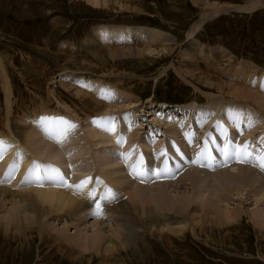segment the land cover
I'll return each mask as SVG.
<instances>
[{"label":"rangeland","instance_id":"obj_1","mask_svg":"<svg viewBox=\"0 0 264 264\" xmlns=\"http://www.w3.org/2000/svg\"><path fill=\"white\" fill-rule=\"evenodd\" d=\"M247 1L249 0H108V5L94 7L86 0H0V132L3 131L5 135L8 133V131L1 126V123H6L7 119L20 125L23 124L22 127L27 126L25 127L26 131L23 136H21V140L16 138L13 133L11 134V139L13 140L7 137H1V140H5L7 144H10V142L18 144L15 150H12L13 156L11 155L10 157L7 155L8 153L4 151L2 158H0V168H2L4 163L5 168L6 166L9 167V164H13L11 160H14V156L21 152L26 154L29 159L23 161L22 167H20V171L23 173L29 168L26 172L27 182L25 181V184H22L24 183L21 180L22 178L18 180L17 175H15L12 176V179L8 181L7 185H2H6L7 188L9 187V189L12 190H19L18 188L24 187V189L29 191L36 189L45 190V188L41 186L42 184L36 185L29 183L31 181L43 182L42 179L37 181L36 179L28 177L30 169L33 167V162H36L39 158L42 159L41 163L43 166L59 162L58 164L60 166L66 168L65 164L68 162L73 164L77 163L76 165L78 167L83 165L81 170H79V174L83 175L88 170L91 172H87L86 178H90L96 173V175L100 176L102 172L105 174L106 170L110 168V164L105 167L106 159L114 161L122 158L124 160L126 155L123 154V156H121L118 151V153L114 155L116 158L114 156L108 157L105 154L106 157L102 156V158H100V156L98 157L99 150L110 149L111 152H114L112 150H114L116 145L120 144L121 141L123 142L124 136L127 137V140L123 145H128V149L134 141L138 140L142 146H145L144 148H146L147 154L152 155L153 152L156 153L157 150L160 151L162 146L157 147V145L162 139V136L160 137L158 133L159 129L155 128L157 124L162 126L166 134L168 133L178 138H182L180 137V130H185L186 126H188V130L199 128V131L207 127L212 134L219 131L221 129L219 127L222 123H225L222 121L221 117L223 112L227 113L231 110L230 108H235V101H233V97L229 95L228 89H226L225 92H221L217 85L214 87H210L208 84L204 85L203 82L197 80V77L200 76L202 79H206V76L207 78L211 77L212 80L217 81V83H220V80H222L221 83L226 80L225 82L228 81V85L230 86L233 85V87L236 88L256 90L259 94L264 93V7H257L251 11L234 8L228 11H220L218 14L205 19L193 37H189L188 33L191 28L195 26V23L201 20V16L204 12H210L213 8L227 9L235 5L243 6L247 4ZM147 25L158 28L148 27ZM99 26L117 29L125 28L124 30L133 27H144L150 30H157L161 34V37L165 36L167 39L161 41V37L157 35L155 41L149 45H145L143 42L138 43L139 45L137 43H135V45H130L134 43L130 41L131 43L128 42L127 44L124 42L125 40L128 41L127 38L122 41V37L118 39L119 37L114 35L110 42L114 41L112 44L117 46L120 50L132 49L131 47H134L135 50H139L142 49V47H148L161 52L165 51V47H172V51L170 53L162 52L163 54H149L151 56L147 55V57H149L145 60L144 58H131L130 60H125L126 62L118 66V70L120 71L114 72L115 74L111 76L103 74L100 70L93 71L95 67L92 66H90V69L85 73H76L73 71V68L62 70V66L66 67L67 62L74 63V60L78 62L89 60L92 63L98 64V60L95 58L94 54L100 52V54L108 53L109 47H105L108 46L106 44L107 40L103 41L102 38L100 39V37L96 35V27ZM96 40L100 41V43L95 44ZM91 48L93 51H91ZM195 48L197 50H195ZM78 65L77 63V66ZM180 65L186 69H190V72H192L194 76L190 74L186 76V70L180 69ZM103 68H105V66H103ZM102 75H105L102 79H107L109 77L114 79H112L111 82L114 81L116 86L114 85V89L111 88L115 90V95L117 96H110L107 94V90H111V88L108 87L110 86L108 83H106L107 86L106 84L96 83L98 81H94L97 78H101ZM236 77L240 83H237ZM78 78H80V80ZM241 78L244 80L242 81ZM77 80L78 82H76ZM262 81L263 84H261ZM233 82L234 84H232ZM243 84L245 85L243 86ZM65 85L69 86L67 87ZM254 85L257 86L255 87ZM8 86L12 93L10 97L6 96L8 94ZM76 86L81 89V92L79 91L80 93H78L79 95L77 94L78 89ZM118 87L127 88L131 93L125 89L121 91ZM83 88L85 91L87 89V94L82 90ZM69 92L72 93V96ZM83 93H85V95ZM131 94H133V96H131ZM55 95L59 98L56 97L58 100L62 99V102H65L69 106H73V108L82 113L80 114L81 120L78 119L81 131L72 136L68 141L62 138L58 144L65 145L62 148H66L67 146V148H73V146L77 147V144L79 147H81V144L87 146L86 148H82L81 152L78 151L73 153L72 156L67 154L65 156L61 155L59 158H61L62 161H58V157L47 160L45 156L36 157V155L33 154L34 144L30 146L26 140L27 134L33 133V135L31 134V138L33 136V139H36L35 144H38L40 147H46L49 145V142L53 143L52 141L57 142L54 135L49 134V132L56 127L58 122L57 118L50 120L47 116L45 117L42 114L43 111L49 113L63 108L58 103L59 101L55 98ZM82 95L84 97L87 96V99L91 98V96H100L102 99L101 101L108 105L107 111L98 114L97 112H99V110H97V106L91 103L90 100L87 101L88 103L84 101L83 98L81 100L80 97ZM220 95H224L225 98L220 97ZM119 96L120 98H118ZM158 100L191 101L180 105H171L165 102H157L158 104H155L154 101ZM46 101L47 103H45ZM197 101L200 102V104ZM43 103L48 105V107L45 106L48 109L43 106L45 105ZM92 104L94 106H92ZM243 105V108L246 110V104L243 103ZM208 107L212 111L207 112L206 108ZM228 108L230 110H228ZM8 109L11 113H7ZM83 109H86V111L84 112ZM114 109H118L116 114L121 123L115 124L114 131L106 132V135L110 133L107 135L110 141L107 140L108 143L104 144L101 142V136L97 135L98 132L91 129V127L95 126V124L92 123L94 119L95 121L99 120V122H103V118L109 117L110 115L115 116L116 114L109 113ZM38 110L41 113L40 118L37 116ZM64 111L66 112L67 110L64 108ZM83 112L85 113L84 115ZM212 112H214V116H212ZM253 112V114L250 112L249 116L252 119L256 117V119L260 121L256 129L263 132L264 128L261 125V119L264 116L257 110H253ZM173 115H175V118H173ZM187 116H189L188 119H186ZM249 116L245 115L243 118L247 120ZM46 119L52 121L53 125L51 128H46L43 123L41 124V122ZM131 122L132 126L134 125L133 127L131 126ZM254 123L255 121L249 126V121L247 122V135L252 132V125ZM104 124L103 127L106 126L105 121ZM173 124H175V132L171 129ZM54 125L55 127L53 128ZM203 125H206V127ZM131 128H133V130H131ZM30 130H32V132ZM117 131H120L119 133L122 136H116ZM45 132H48V137ZM40 134H42V140L38 137ZM205 135L212 136L208 133ZM79 137L81 141L78 139ZM88 139H90L92 143L94 140V142L99 145H87ZM183 139L186 140H184L183 143L181 142V147L183 148L184 146L185 150L186 141L189 142L188 145L192 142L190 137H184ZM43 140L47 145H44ZM212 142L216 144L214 141ZM12 143L10 144L11 146L13 145ZM25 144L29 146H27L29 149L31 147L30 150L28 149L29 151L26 149ZM165 144L167 145V142ZM53 145L55 146L54 143ZM250 145H252V142ZM168 148L174 149L171 142L168 144ZM257 149L258 153L260 147ZM151 151L153 152L151 153ZM206 151L207 149L201 151V155H206ZM177 156L179 162H181L182 157L179 155ZM128 157H126L124 161L127 164L123 166L120 162V165L117 167H127L128 164H130ZM8 158L7 164L6 160ZM154 158L157 157L152 156L151 161H153ZM2 159H5V161ZM174 160H177V158L170 160L169 163H173ZM225 161L221 160L219 163L224 164ZM139 162L141 161L138 159L133 165L138 164L140 168L141 165ZM158 162L157 160L156 163L159 164ZM182 162V165L187 164L186 161ZM219 163L209 168H195L187 164V168L177 178H168L169 176H166L165 181L157 182L141 183L132 180L128 176L127 171L125 174L134 186L150 188L156 184L165 183L167 181V183L171 181L177 183L184 176V173L189 171L190 173H193V171L198 172L197 174L202 177L205 176L206 173L212 174L218 170H232L238 167L252 166L250 164H231L223 166L219 165ZM79 164H81V166ZM134 168L136 169V167ZM103 169L105 171H103ZM137 170L139 171L140 169ZM0 171H2V169ZM259 171L260 170H258L256 174H258ZM142 172L144 174L141 176H144V179L147 175V178L154 177L149 175L150 171L147 173L144 171ZM129 173H132L133 179H137L135 178L137 175L136 173L133 171H129ZM163 175L159 174L154 178ZM173 175L174 174H170V176ZM262 175H264V172L261 175H257L259 180L264 178H261ZM74 177L71 176L72 181L69 184L71 186L77 182ZM101 181L105 185V190H112L111 193H109L110 195L114 196L121 193L125 200H129L130 194H128V190H123L127 185L108 184V182L103 180V176L97 180V183H101ZM101 185L102 183L98 185L97 189H100ZM180 185L181 181L177 183V186ZM43 186L45 185L43 184ZM119 186L121 187L119 188ZM51 187L56 188L55 186ZM251 187H247V191L244 192L242 198L239 197V199L234 197L230 202V207H241L245 211L242 218L238 221L229 222L228 225L223 226L217 222L213 223L209 220H202L199 214L194 216L196 219V222L194 221L195 224L188 221L190 218L184 217L179 218V221H175L176 219H172V222L168 220L167 222H163L164 226L174 228L178 227L174 222H182L186 227L183 230L184 232L176 233L167 230L170 232L169 235H171L169 240H167L168 244L165 243L166 240L162 242L160 238L152 237L147 234L143 236L144 239L140 241L138 248L135 246H123L122 253H124L117 254L109 261L106 260L108 255H102L101 251L96 252L94 250L93 254L96 257L94 259H90L89 252H84L85 256H79L78 252H82L81 248L78 244H72L70 241H65V244L68 246L67 249L60 250L62 248L51 236L47 239L42 238V234L34 233L33 237H26L18 233L13 235L0 231V264H264V229L257 226L250 217L251 209L256 206V199L252 190L256 189L257 185H254L255 188ZM130 188L128 189L130 190ZM184 188L186 187H181V190ZM256 190H258V188ZM107 192L108 191L103 190V194ZM11 202L12 201L7 198L3 199V203L1 202V204H3L2 210H9L13 205ZM18 202L23 203V201ZM44 207L49 206L44 205ZM116 216H118V214L112 215V213H109V210L107 213L97 217L90 214L85 220L78 221L76 225L72 224L73 226L69 227L70 229L68 232L71 235L77 231H82L81 233H91L95 229L92 225L96 223L98 225L101 223V227H104L102 231L105 233H107V231L110 233L112 228L120 231L121 228L117 221L119 216ZM197 219L200 220L198 221ZM61 226L60 223H57V227ZM70 247H76L77 251H73L72 253L68 250ZM114 261H116V263Z\"/></svg>","mask_w":264,"mask_h":264},{"label":"bare ground","instance_id":"obj_2","mask_svg":"<svg viewBox=\"0 0 264 264\" xmlns=\"http://www.w3.org/2000/svg\"><path fill=\"white\" fill-rule=\"evenodd\" d=\"M86 1L89 2L94 7L106 6L109 4L108 0H86ZM257 7H264V0H249V1H247V4H245L243 6H236L235 5L233 7L227 8V9H224V8L223 9H219V8L214 9L213 8L212 11H210V12L206 11L202 14L201 20L199 22L195 23V26H193L191 28V30L189 31L188 36L193 37V35L196 33L197 29L201 26V23H203V21H205V19L210 18V16H212V15L218 14L220 11H228V10H232L233 8L239 9V10L242 9V10L251 11ZM124 29L110 28L107 26L106 27H102V26L96 27V31H97L96 35L98 37H100V39L102 38L103 41L107 40L106 44L108 46H105V47L106 48L109 47L108 53L100 54L101 53L100 52V53L94 54L95 58H97V60H98V64L92 63L89 60H84L83 62H78V61L74 60V63L67 62L66 63L67 66L66 67L62 66L63 68H61V69L67 70V69L73 68L74 69L73 71H75L76 73H85L88 71V69H90V66H92V67H95V69H93V71L94 70H97V71L100 70L103 74H107L108 76H111V75L115 74L114 72L120 71V70H118V66H120L121 63L126 62L125 60H130L131 58L132 59L133 58H140V59L144 58V60H145L149 56H151L149 54L155 55V54H161L162 52L163 53H170L172 51V47H165L164 48L165 51H161V52L156 50V49H150L148 47H142V49L138 48L139 50H135L134 47H131L132 49L120 50L117 46H114V44H112L114 41L110 42V41H112V38L114 37V35L116 37H119L118 39H120V37H122L121 38L122 41H124L127 38L128 41H126V40L124 41L127 44L130 41H132V43H134V44H130V45H135V43L138 44V43H142V42L145 43V45H149L155 41V38L157 35L161 37V34L157 30H150V29H147L144 27H133V28H129L126 30H124ZM165 39H166L165 36L161 37V41H165ZM96 43H100V41L96 40L95 44ZM86 47H88V46H86ZM194 47H195V44H194ZM194 47H193V49H194ZM196 48H195V50H197ZM91 51H93V49ZM216 51H218V50H216ZM136 52H137V54H136ZM191 53H192V51H191ZM195 53H196V51H195ZM219 53H221V52H219ZM147 55H149V56L147 57ZM217 55H218V53H217ZM77 63L79 64L78 66H77ZM103 66H105V68H103ZM245 66H246V64H245ZM104 69H105V71H104ZM180 69L186 70L185 71L186 76H187V74L194 76L193 73L190 72V69H186L182 65H180ZM68 76H67V78H68ZM104 76L105 75H102L101 78H97L94 81H98L96 83H103V84L108 83L110 86H108L107 84L106 85L110 88L111 87L113 88L115 85L114 81L111 82V80L113 78L109 77L107 79H102V78H104ZM246 76H247V74H246ZM90 77H92V76H90ZM78 79L80 80V78H78ZM223 79H225V78H223ZM197 80L199 82H203L204 85L208 84L210 87H214L217 85L218 89L221 92H225V90L228 89L229 95L231 97H233V99H234L233 101H235V104H236L235 108H230L231 110L228 108V110H230V111H228L227 113L223 112V115L221 116L223 122H225L226 120L227 121L235 120L236 123L240 124V123H242L240 118L244 117L245 115L249 116L250 112H251V114H253L254 113L253 110L259 111L264 116V93L259 94L256 90H255L256 91L255 92V91L247 89V88H236V87H233V85L230 86V85H228V81L225 82L226 80L223 81V83H221L222 80H220V83H217V81L212 80L211 77L207 78V76H206V79L205 78L202 79L199 76V77H197ZM241 80L243 81L244 79L241 78ZM263 80H264V78H263ZM65 81H66V79H65ZM67 81H69V80H67ZM94 81H93V83H94ZM236 81H237V83H240V82H238V78ZM76 82H78V80ZM66 83H68V82H66ZM232 84H234V82ZM261 84H263V81ZM244 85L245 84H243V86ZM65 86H67V85H65ZM235 86H236V84H235ZM254 86L256 87L257 85H254ZM106 87H104V88H106ZM86 88H87V85H86ZM112 88H111V90L108 89L107 90L108 92L106 91L107 94L110 96H112V95L117 96V95H115L116 94L115 90H113L115 87L113 89ZM77 89H78V92H77V90H76V92L78 94L81 92L80 91L81 89L78 87H77ZM82 90L85 91L84 88ZM86 91H87V89H86ZM86 91H85V93H86ZM106 92H104V93H106ZM7 93H8L6 95L7 97H10L12 94L9 86L7 88ZM69 93H71V92H69ZM85 93H83V94L85 95ZM97 93H99V92H97ZM52 94H53V92H52ZM58 94H60V93H58ZM91 95H92V93H91ZM95 95H96V93H95ZM71 96H72V93H71ZM71 96H70V98H71ZM56 97L57 96L55 95V98ZM60 97H62V96H60ZM220 97L225 98L224 95H220ZM80 98H81V100L83 98L84 101H86V102L90 100L91 103H93L95 106H97V110H99V112H97L98 114H101V113H104L105 111H107L106 109H107L108 105H106L105 102L101 101L102 99L100 96L99 97H96V96L92 97L91 96V98L87 99V96L84 97L82 95ZM118 98H120V96ZM58 101H59L58 103L63 108H65L67 110L66 112L73 115L75 118L81 120L80 114H82V113H80L78 110L73 108V106H71V105L69 106L65 102H62V99H60ZM45 103H47V101ZM45 103H43V104H45ZM215 103H217V102H215ZM243 103L246 104V106H245L247 108L246 110L243 108V106H244ZM93 104H92V106H94ZM43 106L48 107L47 104H45ZM83 108H85V107H83ZM178 109H180V108H178ZM206 109H207V112L212 111L209 109V107ZM233 109H235V110H233ZM250 110H252V111H250ZM83 111L85 112L86 109H83ZM84 112H83V115L85 114ZM237 112L242 113V115L240 116L239 119H236V117H235V113H237ZM7 113H11V111H9V109H8ZM212 116H214V112H212ZM26 118H28V117H26ZM262 119H261V125L264 128V117H262ZM27 121H29V120H27ZM94 121H95V119H94ZM244 121L247 123L249 121V117L247 118V120H245L243 118V122ZM251 121L252 122L255 121V123L252 125V128L254 130L258 127V125L260 124V121H258L256 119V117H254ZM41 124H42V122H41ZM92 124H95V126L91 127V129L98 132L97 135L101 136V138H102L101 142L104 144L108 143V141H110V140H108L109 136H107V135H109L110 133L106 135L107 130H105V127H103L105 125L104 121L99 122V120H96V122L95 123L93 122ZM174 125L175 124H173L171 127V129H173V131L175 130ZM1 126L3 128H5L8 131V133L5 135L4 132L2 131V132H0V137H4V138L10 137L11 138V134L13 133V135L16 138H18L19 140L22 139L21 136H23L24 132L26 131L25 127H27V126L22 127L23 124L20 125L18 123H15L14 121H10L9 119L6 120V123H4V124L1 123ZM35 126H36V124H35ZM37 126H38V124H37ZM54 127H55V125L53 126V128ZM54 130H55V128H54ZM54 130H52L51 132L53 133L52 135L55 136ZM253 130L248 135L253 136L252 135ZM30 131L32 132V130H30ZM95 131H93V132H95ZM38 133H40V132H38ZM45 133H47V137H48L49 136L48 132H45ZM262 133H264V130ZM31 134L33 135V133H31ZM31 134L28 133L27 139H26L28 145L33 146V144H34V148L32 147L34 150V153L32 151L31 152L34 155H36V157L37 156H39V157L45 156L46 160L47 159H54L55 157L59 158V157H61V155L65 156L66 154L72 156L73 153H76L78 151L81 152L82 148L87 147L86 145H82V144H81V147H79L77 144V147L73 146L74 149L73 148H67L68 146L66 148H62L65 145L60 144L61 145L60 146L58 144V142H56V141H52L55 144V146L51 142H49V145H47L44 140H43L44 145L46 144L47 146L46 147L45 146L40 147L38 144H35L36 139L34 140L33 136L31 138ZM41 135L42 134H40V136H38L40 138V140H42ZM80 137L78 139L81 141ZM63 138L65 139V141L67 140L66 136H64ZM180 139L182 140L183 137ZM215 139H216V137H215ZM40 142H42V141H40ZM40 142H38V143H40ZM216 142H217V139H216ZM251 142L253 144L255 141H250V143ZM11 143L12 142H10V144ZM256 143H257V145H259L261 143V141L258 140V142H256ZM16 144H18V143H16ZM97 144L98 143L94 142V140H93V143L90 139H88V141H87V145L97 146ZM9 145L8 146L6 145L7 147L5 148V151H6V153H8L7 155H9L11 157V155L13 156L11 149L14 148V146L9 147ZM28 145H26L27 150L29 149ZM214 145L216 146V144H214ZM127 146L128 145L124 146L122 141H121V143L116 145V148H114V150H112L114 152H111L110 149H103L102 151L99 150V152L98 151H96V152H98V157L100 156V158H102V156H105V155H107L108 157L114 156L118 153V151L121 152V150H122L123 152H125L126 157H128V156L130 157V151L127 148ZM216 147L207 148L206 155L212 156L213 154H215L216 149H217ZM255 147H256V145H255ZM255 147H254V149H252L250 151L253 153V155L257 154V150H258L257 148H259L260 146H258L256 148ZM23 148H25V147H23ZM30 149H31V147H30ZM202 151H204V150H202ZM217 155H220V154H217ZM203 156L204 155H201V157H203ZM114 157H113V159H114ZM126 157H125V159H126ZM129 157H128V160L130 161ZM9 158L6 160L7 164H8ZM27 159H28V156L21 152L20 154H16V156H14V160H12L13 164H11V165H14V168L10 169V164H9V167L6 166V168H5V163L2 166V168H0V170L2 169V171H0V176H1V179H0V200H1L0 201V231L5 232L6 234H13V235H16L18 233L21 236H26V237H33L34 233H38L40 235L42 234V238H47V239L50 238L49 236H51L56 242H58V244L62 248L60 250L67 249L68 246L65 244V241H67V242L70 241V242H72V244L73 243L78 244V246L81 248L82 252H78L79 256H85L84 254L86 252H89L90 259H94V258H96L93 254V252L95 250L96 252L101 251L102 255H108L106 260L109 261V260H112L114 258V256H116L117 254L122 253L123 246H131V247L135 246L138 248L140 241L142 239H144L143 236H146L147 234L151 235L152 237L160 238L162 242L166 240L165 243H167V240H169V238L171 236V235H169L170 232H176V233L181 232L182 233V232H184L183 230L186 228L185 224L182 222H174L178 225V227H174V228L173 227L168 228V227L163 225V222H165V221L167 222L168 220L171 221L172 219L173 220L176 219L175 221H179L178 219L182 218V217L190 218V220H188V221H190L191 223H194V221L196 220L194 216L199 214L200 219H202V220H209L210 222H213V223L217 222L223 226H226V225H228L229 222L238 221L240 218H242V215L245 212L241 207H230V202L234 199V197L242 198V196H244V192L247 191V187L248 186L251 187V185H252V187H254L255 184L257 185L258 190H256L257 188L254 189L255 188L254 187L253 188L254 190H252V192L254 193V196L256 199V201H255L256 206L253 209H251L250 217L257 226H260L261 228L264 229V203H263V201H264V178H263L264 175L261 176V178H263V179L259 180L257 175L263 174V171H261V172L259 171V173L256 174L258 170L256 168L252 167V166H255V163H253V162H252L253 165L250 167L243 166V167H238L237 169L231 168L232 170H218L217 172H213L212 174L206 173L205 176H202V177L197 174L198 172H194V171H193V173H190V171L187 173L185 172L186 174L184 173V176L179 180V182L181 181L180 186H177V183H179V182L174 183L171 181L172 183L171 182L167 183L168 182L167 181L165 183L156 184L150 188H144V187L142 188V187L134 186V184L129 181L128 177L125 174L126 171H130V172L133 171L134 168H132L131 163L128 164L127 167L119 168V167H117L118 165H120V161L118 159H116L114 161H109L106 159L105 167H106V165L110 164L109 165L110 168L108 170H106L105 174H103V172H102V174H100V177L103 176V180L108 182V184L111 183L114 185H121V184L127 185V187H125L123 190L124 191L128 190V194H130V198H129V200H125L124 196L121 193L114 195V198H112V199H103L102 198V200L98 203V204H100L102 211H100L98 213L97 209H96L97 204L95 206H91L88 203L89 201H91V199L87 200V198H86L87 197L86 192L88 190V187L90 186V183H87V185L82 187V188L76 187L77 185L80 184L81 181L85 180L83 178L81 181H77L76 180L77 176L74 177L77 182L76 183L74 182L75 184L72 185L71 187L55 186L56 188H52L51 186H54V185L50 184V181H48V179L47 180L42 179L45 186H43V185H41V186L44 187L45 190H41V189L37 190L36 189V190L29 191V190L24 189L25 187L24 188H18L19 190H12V189H9V187L7 188L6 185H7L8 181L10 179H12V176L17 175L18 180L22 177L23 172L20 171V167H22L23 161H26ZM39 159L42 160L41 158H39ZM125 159H124V161H125ZM154 159H155V162L158 160L157 158H154ZM2 160L5 161V159H2ZM60 160L62 161L61 158H59L58 161H60ZM64 161H65V159H64ZM104 161H105V159H104ZM219 161H221V160H219ZM0 162H1V160H0ZM60 163H62V162H60ZM178 163H179V160H174L172 164L176 165ZM181 163H183V162H181ZM186 163H187V161H186ZM224 163H226V161ZM62 164H64V163H62ZM139 164L142 167L143 164H141L140 162H139ZM187 164H185V165H187ZM44 166H48V165H44ZM65 166H66V164H65ZM181 166H182V164H181ZM81 167H79V168H81ZM133 167H136V169L141 168V167L139 168L138 164L133 165ZM10 171L12 173L11 176L6 175ZM103 171H105V170L103 169ZM201 171H203V170H201ZM88 172H89V170H88ZM26 175H27V173H26ZM43 175H44V172L42 170L41 176H43ZM28 177L35 179L32 176L31 172L28 174ZM90 178L92 180L94 178V176H91ZM33 179H31V180H33ZM22 182H24L22 184H25L27 182V180H26V182L25 181H22ZM2 184H6V185L3 186ZM10 186H11V184H10ZM121 186H119V188ZM183 186H185L186 188L181 190V187H183ZM58 187H60V188H58ZM135 187H137V188H135ZM128 188H130V190ZM104 195H110V194L107 192V193H104ZM2 198L3 199L7 198V199L12 201L11 203H13V205L9 210H5V211L2 210V206H3V204H1V202L3 203ZM235 200H237V199H235ZM18 201H23V203H21V202L19 203ZM44 205L45 206L48 205L49 207H44ZM108 210H109V213H112V215L118 214L119 219L117 221H118L119 227L121 228L120 231L114 230L112 228L110 233H108V231H107V233H105L104 231H102V228H104V227H101V225H100L101 223L98 225L96 223L97 222V220H96V222H95L96 224L92 225V227L95 228L93 232L81 233L82 231L81 232L77 231L76 233L75 232L72 233V235L69 234L68 230L70 229L69 228L70 226H73L72 224L76 225V223H78V221H80V220L82 221L83 219L85 220L87 218V216H89L90 214L91 215L93 214V216L97 217V216H100L102 214L107 213ZM1 213H2V215H1ZM118 216H116V217H118ZM114 219H116V218H114ZM114 219H112V220H114ZM200 219H197V220L199 221ZM56 222L58 224L60 223L62 226L57 227ZM174 223H172V224H174ZM166 225H167V223H166ZM80 229H82V228H80ZM167 230H169L170 232ZM68 250L71 251L72 253H73V251H77L76 247H70V248H68ZM102 260H103V258H102ZM114 262L116 263V261H114ZM119 264H121V263H119Z\"/></svg>","mask_w":264,"mask_h":264},{"label":"snow or ice","instance_id":"obj_3","mask_svg":"<svg viewBox=\"0 0 264 264\" xmlns=\"http://www.w3.org/2000/svg\"><path fill=\"white\" fill-rule=\"evenodd\" d=\"M242 115V113H235V117L236 119H239L240 116ZM103 120L106 122V126H105V130L107 131H114L115 130V117H106L103 118ZM96 121H94L95 123ZM42 123L45 125L46 128H51L52 127V121L50 120H44L42 121ZM251 118L249 116V126H251ZM66 126V127H65ZM75 125L70 124V122L63 120L62 118L58 120L56 127H55V136L54 138L57 139V142H60V140L66 135L67 131L69 130V128H74ZM50 135H52L53 133L50 131L49 132ZM261 143H264V141H261ZM7 146L5 145L4 141L0 140V158H2L3 153L5 151V148ZM248 145H244L242 148L240 146H235V148L233 149V151L231 153H229L227 151V149L224 150V155L226 157H243V159H241V162H245L248 159H255L259 166L261 167V169H264V151L258 152L257 154L253 155L252 152H250L248 150ZM14 168V165H10V169ZM41 170H43L44 175L41 176ZM134 173L143 175L144 173L142 171H138L137 169H133ZM30 172L32 174V176L37 180L40 181L41 179H53L58 181L61 184L65 183V179L64 176L59 172L58 169L56 168H49L47 166H43L38 162H33V167L30 169ZM11 171L9 173H7L6 175L11 176ZM157 175H159V172L156 173ZM91 180V178H86L84 181H81L79 185H77L76 187L78 188H82L84 186L87 185V183H89ZM69 187H71V185H68ZM108 193H111V190L108 189L107 190ZM114 198L113 195H105L104 199H112ZM96 209L97 212L99 213L100 211H102L100 204L96 205Z\"/></svg>","mask_w":264,"mask_h":264}]
</instances>
